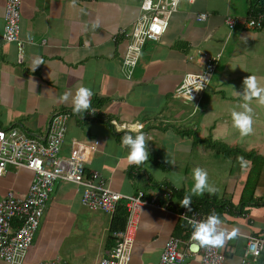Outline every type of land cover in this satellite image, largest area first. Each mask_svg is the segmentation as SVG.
<instances>
[{"label":"crops","instance_id":"obj_1","mask_svg":"<svg viewBox=\"0 0 264 264\" xmlns=\"http://www.w3.org/2000/svg\"><path fill=\"white\" fill-rule=\"evenodd\" d=\"M141 1L21 0L20 40L5 42V0H0V126L43 136L48 119L55 112L67 111L63 156L69 154L72 139L97 138L88 170L100 172L112 189L122 193L142 189L148 196L158 195L167 209L143 205L128 264H156L165 240L172 235L180 239L178 249L186 251L184 239L191 227L179 221L175 211L182 206V195L191 193L192 169L199 165L212 172L210 158H229L227 167L215 170L216 177L208 173L215 191L192 194V198L206 199L198 207L220 216L219 227L225 233L220 246L223 264H259L260 257L244 256L243 235H264V103L257 97L247 101L255 118L253 131L247 135L233 125L230 109L245 102L233 88L242 91L249 74L264 87V27L246 25L248 16L264 7V0H180L166 33L158 41L145 42L128 76L121 62L126 40L119 31L129 30L136 21ZM203 12L207 16L197 19ZM226 16L235 18L231 29ZM220 52L214 75L197 103L174 94L185 73L200 71L208 55ZM81 83L91 87L94 95L88 111L76 113L71 98L60 97ZM223 101L227 107H215ZM217 112L222 116H216ZM133 125H142L138 130L147 141L149 157L140 164L128 161V150L121 144ZM207 136L214 141L212 145L223 147L211 153L198 147L195 153V144L202 146ZM249 152L263 158L250 196L242 194L252 164ZM177 173L184 176L179 189L171 179ZM32 175L26 167L8 165L0 177V198L8 190L25 193ZM165 189L171 193L164 194ZM80 195L81 188L74 183H54L40 232L37 229L24 264L55 257L62 264H99L114 247L112 227L125 222L122 225L119 219L113 221L112 214L88 209ZM180 222L186 229H178ZM244 257H248L246 262H242ZM0 264L6 263L0 259ZM180 264L203 263L187 254Z\"/></svg>","mask_w":264,"mask_h":264},{"label":"built area","instance_id":"obj_2","mask_svg":"<svg viewBox=\"0 0 264 264\" xmlns=\"http://www.w3.org/2000/svg\"><path fill=\"white\" fill-rule=\"evenodd\" d=\"M179 0H142L141 13L129 30L120 29L126 40L122 55V68L129 76L140 59L142 46L146 41H157L168 28L171 15L177 11ZM21 0H5L2 38L5 42L19 41L21 19ZM206 12L199 13L197 19L202 20ZM225 21L231 29L235 18L226 16ZM246 25L253 28L264 27V7L248 16ZM219 54L208 55L204 68L196 73H186L175 93L179 97L188 98V89L195 88L193 80L202 81L200 89H191L193 99L198 98L207 88ZM190 99V100H193ZM67 114L55 112L47 121L44 135H34L15 126H0V177L5 174L7 166L26 167L32 171V179L25 193L17 194L8 190L0 198V259L6 264H24L26 254L32 244L40 220L56 181H66L81 188L80 202L88 209L101 210L114 214L118 205L126 210L123 228L113 229L114 247L101 257L99 264H128L132 255L135 234L139 224L140 210L145 204H156L162 209L167 206L159 203L158 195L148 196L144 190L135 193H122L112 189L105 177L97 170H88L87 164L96 151L99 139H72L69 154L63 156L61 148L67 134ZM170 194L171 190H164ZM177 219L191 227L185 216L197 220L208 213L199 207L191 210L184 206L175 211ZM219 227V226H218ZM221 229V227H219ZM192 228L189 229L184 242L186 251L178 249L179 238L168 237L156 264H180L184 255L191 254L203 264H223L225 254L220 246H201L194 240ZM246 238L245 255L254 259L261 258L264 264V235L244 234ZM248 257L242 258L246 262ZM37 264H62L60 258H51Z\"/></svg>","mask_w":264,"mask_h":264},{"label":"clouds","instance_id":"obj_3","mask_svg":"<svg viewBox=\"0 0 264 264\" xmlns=\"http://www.w3.org/2000/svg\"><path fill=\"white\" fill-rule=\"evenodd\" d=\"M98 23H99L98 21L94 23L93 27L94 28L97 27ZM164 34H162L160 38ZM188 73H196V72H188ZM192 83L195 85V88H189L187 93L189 99L187 98L184 99L189 102L197 103L201 98V95L196 99L190 100L192 99L190 95V91L191 89H200L202 87V81L193 80ZM233 90L237 93L238 96L242 97L243 101L245 102L240 104L239 107H233L230 109L232 123L237 129H239L241 135H247L253 131V122H254L253 108L249 103H247V101H251L253 97H257L260 103H264V87H261L259 85L255 75L249 74L243 80L242 91H236L234 88ZM93 95L94 93L92 88L81 83L80 86L75 89V91H73L72 89H68L64 91L61 94L60 98L61 100H65V101L71 98V105L73 112L84 113L85 111H88V109L90 108L91 105L90 98ZM141 127L142 125H133L132 131L125 132L121 140V144L125 146L128 150L127 159L130 163L140 164L143 161L148 160L149 157V153L146 147L147 141L145 139V134L142 131L138 130ZM0 172H3L2 167H0ZM192 177L194 180V184L191 188V193L183 196L180 202V204L186 207L188 211L191 210L192 194H202L205 191L208 192L215 191L214 186L209 184L208 182V172L205 168L199 165L195 166L192 169ZM171 179L174 187L179 189L182 186V181L184 180V176L182 174L177 173L174 174ZM185 219L188 221L189 225L192 228L191 235L193 239L198 241L201 246L219 247L224 244L225 233L224 230L218 227L221 224V219L216 211L213 210L212 212L207 214L206 217L199 220L189 216H185ZM232 234L233 235L235 234V230H233Z\"/></svg>","mask_w":264,"mask_h":264},{"label":"trees","instance_id":"obj_4","mask_svg":"<svg viewBox=\"0 0 264 264\" xmlns=\"http://www.w3.org/2000/svg\"><path fill=\"white\" fill-rule=\"evenodd\" d=\"M219 54V56H220V54H221V52L220 53H218ZM218 60H219V57H218V59H217V61L215 62V67H214V70H213V72H212V75H211V78H210V80L212 79V77H213V75H214V72H215V70H216V66H217V63H218ZM193 103H195V102H193ZM61 112H63V113H68L67 111H61ZM65 113V114H66ZM217 150V149H216ZM231 152H232V148L231 149H229ZM222 156H228L227 155V153H224ZM247 156H249L250 157V159H251V167H250V169H249V171H248V174H247V178H246V181H245V186H244V189H243V191H242V194L243 195H246V194H248L249 196H250V192H252V190H253V188H255V186L257 185V182H258V177H259V174H260V171H261V169H262V165H263V158L261 157V156H259V155H257V154H254V153H252V152H249L248 154H247ZM176 192V191H175ZM179 192V191H178ZM182 195V194H181ZM185 195H188V194H184V195H182V196H185ZM182 198L183 197H181V200H182ZM206 201V199H198V198H192V203H191V205L193 206V207H198L199 206V203H204ZM117 219H119L120 221H121V223H122V225H123V223L125 222V219H126V210H125V208H124V206L123 205H118V207H117V209H116V211H115V213L113 214V221L115 222ZM183 223V222H182ZM182 223L180 222L179 224H178V229H180L179 227L181 226V227H185V229H186V226H183L182 225ZM125 224V223H124ZM184 224V223H183ZM124 227V225L123 226H121V227H112V230L113 229H118V228H123ZM184 229V228H183Z\"/></svg>","mask_w":264,"mask_h":264},{"label":"rangeland","instance_id":"obj_5","mask_svg":"<svg viewBox=\"0 0 264 264\" xmlns=\"http://www.w3.org/2000/svg\"><path fill=\"white\" fill-rule=\"evenodd\" d=\"M179 97V96H178ZM193 99V98H192ZM187 102H189V101H187ZM225 102L223 101L221 104H216L215 105V107H217L218 106V108L219 109H222V108H224V107H227L228 105H226V104H224ZM222 112H224V111H222ZM216 116H222L221 114H219V112H217L216 113ZM226 116V115H225ZM255 119V118H254ZM210 129V128H209ZM194 130V136H197V133H195V128L193 129ZM199 132V134H201V132H200V130L198 131ZM210 135V134H209ZM211 137H206V141H204V144L202 145V146H200L199 145V142H197L196 144H195V150H194V152L195 153H197L198 151H200V149H198V147H205V148H207V151H210V153L212 152V151H215L217 148H218V146L220 147H223V145L221 144V143H219V144H216V145H212V143L214 142V141H212L211 139H210ZM204 152V151H203ZM229 163H230V160H229V158H227V157H220L217 161H215V160H212V158H210V160H209V164L210 165H213L212 167H209V169L210 170H212V172L211 171H209L208 173H210L211 175H213V178L214 177H216V175H217V173H216V171H222V169H224L223 168V166L224 167H227L228 165H229ZM216 170V171H215ZM209 178V177H208ZM40 232V229H38V233Z\"/></svg>","mask_w":264,"mask_h":264}]
</instances>
